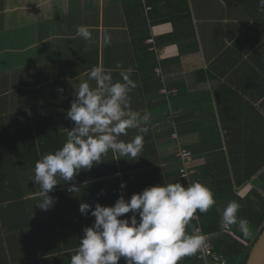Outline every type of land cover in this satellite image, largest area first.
Listing matches in <instances>:
<instances>
[{"label":"crops","instance_id":"obj_1","mask_svg":"<svg viewBox=\"0 0 264 264\" xmlns=\"http://www.w3.org/2000/svg\"><path fill=\"white\" fill-rule=\"evenodd\" d=\"M138 1L142 11L125 0H0V188L9 190L18 180L28 193L5 200L20 201L23 223L13 221L17 209L3 213L12 220L9 228L0 220V264H70L83 229L95 219L80 213V203L110 206L147 186H186L180 148L264 150V12L258 0H187L191 24L155 25L148 0ZM158 1L161 12L176 15V0L172 11ZM78 25L89 27L95 43L75 36ZM117 63L134 69L131 107L151 114L141 156L127 161L109 153L74 178L77 192L63 181L54 186L49 195L55 203L42 210L31 179L36 161L60 148L72 127L66 118L72 85L95 65L115 69ZM113 76L119 79V70ZM135 135L130 129L121 139ZM31 142L37 150H27ZM199 152L194 170L217 155ZM254 186L253 179L236 189L245 197Z\"/></svg>","mask_w":264,"mask_h":264},{"label":"clouds","instance_id":"obj_2","mask_svg":"<svg viewBox=\"0 0 264 264\" xmlns=\"http://www.w3.org/2000/svg\"><path fill=\"white\" fill-rule=\"evenodd\" d=\"M258 9L264 12V0H258ZM75 36L95 43L86 25H78ZM110 43L106 34L104 44ZM115 70H119V79L113 76ZM133 71L131 66L124 69L119 63L115 69L95 65L87 72L86 80L72 85L74 98L66 112L72 127L60 148L36 161L31 179L39 189L37 205L42 210L55 203L49 195L54 186L63 181L68 191L77 192L79 188L71 183L74 178L103 162L109 153L114 159L127 161L141 156L151 114L131 107L130 93L137 87L131 78ZM130 129H135L137 135L127 141L121 139ZM125 186L122 181L121 189ZM215 203L211 189L199 181L186 186L179 181L147 186L128 199L121 195L110 206L97 202L92 207L82 202L80 213L95 219L83 229L70 264H119L121 258L125 264H179L185 256L196 254L204 243L202 237L187 232L186 226L194 214L207 213ZM238 210L237 203L229 202L222 210V223L238 224L243 235L251 237L248 221L238 219ZM128 213L131 215L125 216Z\"/></svg>","mask_w":264,"mask_h":264},{"label":"trees","instance_id":"obj_3","mask_svg":"<svg viewBox=\"0 0 264 264\" xmlns=\"http://www.w3.org/2000/svg\"><path fill=\"white\" fill-rule=\"evenodd\" d=\"M131 4L133 11H142V4L138 0H125ZM167 5L166 8L171 10L175 6V0H164ZM177 2V10H173L174 17L169 13L161 12L163 5L160 6L158 0H148V4L152 6L150 12L151 23L153 25L172 20L176 24L180 19L181 24L186 22L192 23L191 12L187 0H183L184 4ZM169 4V6H168ZM143 15V14H142ZM185 17L187 21H185ZM148 35V34H147ZM28 141H26V144ZM193 152L194 158L196 155L200 156L199 151H207L208 153L217 154L209 156L206 163L199 170H195L190 175V183L199 181L211 189L216 203L207 211V213H200L199 220L202 225L203 231L210 235H215L212 239L215 250L224 254L226 257L225 264H246L250 251L254 243L259 238L264 230V150H192L184 147ZM27 150H37V147L31 142ZM198 151V154H197ZM181 162V161H180ZM181 175V174H180ZM254 179V188L252 191L242 197L238 194L237 189L244 183ZM186 185L189 183L187 179ZM5 187L0 188V220L4 223V227H8L7 221L11 222L12 218L3 213L8 212V209H17L13 221L22 225V214L19 212L20 201L16 203H7L5 200L9 198L18 199L21 194L27 193L23 189L18 180L16 184L5 190ZM22 189V191H21ZM25 191V192H24ZM28 194V193H27ZM18 198H17V197ZM229 202H235L239 205L237 213L238 219L243 218L248 221L249 228L252 232L251 237H245L243 232L238 227V224H233L232 228L235 233L243 239L249 240V245L245 246L242 242L237 240L234 236L223 232L224 224L222 223V210ZM201 218V219H200ZM199 220L192 218L186 230L189 233H195ZM0 237V243L2 242ZM182 264H204L202 260L191 256H185L182 259Z\"/></svg>","mask_w":264,"mask_h":264},{"label":"built area","instance_id":"obj_4","mask_svg":"<svg viewBox=\"0 0 264 264\" xmlns=\"http://www.w3.org/2000/svg\"><path fill=\"white\" fill-rule=\"evenodd\" d=\"M176 136V134H174ZM178 156L181 161L180 167V174L184 179H187L190 183V175L195 172L194 168L192 167V163L194 161V155L191 150H187L186 148H180L178 152ZM196 219L199 220V214H195ZM223 232L234 236L237 240L242 242L245 246L249 245V240L243 239L238 236L231 226L224 225ZM195 234L197 236L202 237L204 243L202 248L193 256L202 260L204 264H225L226 257L224 254L215 250L213 241L211 240L210 236L203 231L202 225L199 222L195 230Z\"/></svg>","mask_w":264,"mask_h":264},{"label":"water","instance_id":"obj_5","mask_svg":"<svg viewBox=\"0 0 264 264\" xmlns=\"http://www.w3.org/2000/svg\"><path fill=\"white\" fill-rule=\"evenodd\" d=\"M246 264H264V230L252 246Z\"/></svg>","mask_w":264,"mask_h":264}]
</instances>
